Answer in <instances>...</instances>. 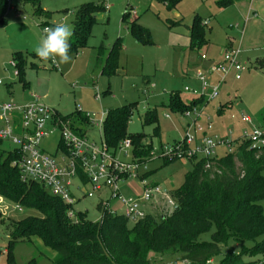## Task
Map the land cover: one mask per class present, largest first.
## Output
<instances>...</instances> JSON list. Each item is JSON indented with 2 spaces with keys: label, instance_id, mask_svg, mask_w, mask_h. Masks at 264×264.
Masks as SVG:
<instances>
[{
  "label": "rangeland",
  "instance_id": "obj_1",
  "mask_svg": "<svg viewBox=\"0 0 264 264\" xmlns=\"http://www.w3.org/2000/svg\"><path fill=\"white\" fill-rule=\"evenodd\" d=\"M219 1L40 0V12L49 14L47 17L35 15L33 6L14 0L12 4L18 7L17 11L8 12L4 28L0 29V80L10 83L0 84V99H3L2 102L12 100L19 105L38 99L57 109L61 115L79 110L95 113L96 117L103 110L134 103L127 132L142 133V144L149 149V154L144 163H139L136 175H128L118 182L120 193L125 198L136 197L142 182L149 186L157 184L169 193V190L182 186L185 174L200 158L164 157L167 148L183 138V128L195 118L172 111L168 99L173 94H180L185 99L193 97L183 91L184 87L200 93L201 82L195 79L196 72L208 73L210 66L222 59L230 41L240 38L243 21L238 20L233 4L222 6ZM83 3L102 8L95 14L86 46L78 49L77 53L69 50L71 59L66 63L60 62L59 58L41 60L37 57L34 49L44 34L43 27L47 25L50 28L60 22L72 24L75 10ZM195 19L201 22L204 32L205 44L200 47L192 46L190 40L189 28ZM132 26L144 28L149 41H137ZM250 26L248 24L244 29L245 37L250 34ZM257 32L248 37L249 41L246 38L240 47L237 61L244 66L240 78L236 80L230 73L218 86V95L202 101L199 104L201 107H197L201 108L200 117L195 122V126L201 128L197 136H202L205 131L214 140L227 141L232 149H236L242 136L256 128L264 131V65L254 63L256 58H264V22L261 27L258 26ZM256 37L257 40L254 39ZM100 44L105 51L103 61L113 48L114 72L93 68ZM17 51L25 61L23 77L29 83L27 89L21 88L18 76L14 74L13 54ZM204 52L210 60L200 65L199 54ZM220 76L217 72L212 73L208 83L215 84ZM7 93L11 99L6 97ZM153 108L157 113V122L143 124L144 113ZM208 125L210 128H207ZM44 128L47 134L40 140V148L49 154L64 156L59 146L62 142L61 129L51 120L45 123ZM87 136L99 141L96 127H91ZM0 147L8 151L14 150L15 145L3 140ZM110 151L122 162L134 160L130 147ZM215 151L217 158L228 153L225 146H217ZM78 183L74 179L69 186L76 201L71 207L72 216L68 217L76 221L75 214L84 213L86 220H100L97 210L99 194L79 196L75 189ZM79 186L84 190L89 188L87 184ZM104 199H108V195H104ZM160 202L161 199H158V203L151 204L147 210L162 213ZM259 204L264 212V198ZM111 208L116 214L121 213L119 201L111 200ZM26 216H40V213L0 196V264H54L53 251L43 246L37 237H32L31 242H18L8 248L10 225ZM209 239L210 232L200 236L202 241ZM227 248L236 251L239 245L229 239ZM227 248L223 246L222 253L213 257L214 264L219 263ZM149 257L153 264H176V258L169 254L149 253ZM249 258L256 257H246Z\"/></svg>",
  "mask_w": 264,
  "mask_h": 264
},
{
  "label": "trees",
  "instance_id": "obj_2",
  "mask_svg": "<svg viewBox=\"0 0 264 264\" xmlns=\"http://www.w3.org/2000/svg\"><path fill=\"white\" fill-rule=\"evenodd\" d=\"M7 1L0 0V29L6 22ZM19 1L33 6L35 15L49 16L40 12V0ZM230 2L220 0L218 4L227 6ZM100 9L94 4L83 3L75 10L70 50L76 52L86 46L90 27ZM132 31L137 41H149L144 28L132 26ZM190 40L194 47L205 41L198 19L190 27ZM101 46L95 68L114 72L115 52L112 48L103 63ZM13 61L16 75L21 77L23 60L19 51L14 52ZM202 101L203 97L186 101L180 94H173L168 106L182 113ZM134 106L128 103L109 109L102 122L101 135L112 149L129 139L133 158L144 162L149 149L142 144L143 134L127 132ZM59 117L79 135L88 123L85 112L79 110ZM142 122L156 123V110L148 109ZM244 137L239 139L234 153L215 159L209 168L204 167V159L192 164L182 186L169 190L177 203L171 214L147 213L130 226L123 215L106 211L98 221L86 220L84 213L75 214L77 220L72 221L67 215L71 207L60 197L50 194L41 183L21 179L19 169L13 165L16 151L0 147V196L40 213V216H26L12 223L7 246L11 249L15 243H28L32 237H37L43 246L53 251L54 264H153L149 253L172 255L176 264H208L210 259L214 264L213 257L221 254V248H227L228 240L232 239L239 245L238 250L227 248L217 264H253L255 261H248L246 257L264 256V212L259 204L264 198V145L252 148ZM59 145L61 147V142ZM207 232H210V239L200 240Z\"/></svg>",
  "mask_w": 264,
  "mask_h": 264
},
{
  "label": "built area",
  "instance_id": "obj_3",
  "mask_svg": "<svg viewBox=\"0 0 264 264\" xmlns=\"http://www.w3.org/2000/svg\"><path fill=\"white\" fill-rule=\"evenodd\" d=\"M13 0L7 1L8 10L12 9ZM24 18V16L22 17ZM49 28L48 26H44ZM238 48H225L222 59L210 66L208 73L196 72L195 79L201 82V92L183 88V91L193 97H203L205 101L215 98L218 95V86L226 77L232 73L234 79H239L244 66L238 61ZM200 59L205 60V53L199 54ZM214 72L221 76L215 84H209L210 75ZM17 74V71H14ZM2 80H0V84ZM201 106H193L182 112L184 117L193 115V122L187 124L184 129V136L177 140L176 144H171L164 157H184L187 159H204V167L209 168L210 163L217 159L216 147H227L228 153H234L231 144L224 140L216 141L203 131L202 136H197L201 128L195 126V122L201 114ZM88 122L101 132L102 122L105 112H100L99 117L95 113L85 112ZM51 120L54 125L61 129L62 142L61 150L64 156L49 154L40 148V140L47 134L44 128L45 123ZM207 128H210L208 125ZM252 148L264 145V131L254 129L250 134L244 135ZM0 140L11 141L17 153L13 161L23 180H31L41 183L44 188L52 195L60 197L63 202L70 207L76 201L74 193L70 191L74 179L78 185L75 189L79 196L92 197L95 193L99 194L98 208L100 218L104 211L116 214L112 211L111 200H117L121 203V215L130 223H134L144 218L148 211L147 207L153 203L160 202V211L163 215L171 214L176 208L177 203L169 193L163 191L159 185H147L142 182L141 191L136 197H123L120 193L121 185L118 182L121 178L128 175H136L139 163L135 159L130 162H122L115 158V153L111 152L110 147L102 140L95 141L88 139L85 134L74 133L66 121H62L59 114L53 108L45 105L42 101L36 99L25 105H19L12 100L0 102ZM240 141V140H238ZM132 148L129 139L122 140L116 148ZM236 147V146H235ZM115 148V149H116ZM151 155V153H150ZM86 181H82L81 177ZM80 185H89L84 190ZM107 191L108 199H104ZM72 208L67 215L72 216ZM206 263L212 264V260ZM253 264H264V261L258 260Z\"/></svg>",
  "mask_w": 264,
  "mask_h": 264
},
{
  "label": "crops",
  "instance_id": "obj_4",
  "mask_svg": "<svg viewBox=\"0 0 264 264\" xmlns=\"http://www.w3.org/2000/svg\"><path fill=\"white\" fill-rule=\"evenodd\" d=\"M230 4H233L232 6H233V8H234V10H235V12H236V15H237V18H238V20H240V21H243V23H242V28H241V33H240V38L236 41V39L235 40H231L230 41V43H229V46L228 47H225V48H238L240 51H241V45H242V43H244V41H245V39L247 38V40H248V37L250 36V35H255V34H257L258 32H257V30H258V26H262V22H264V0H231V2H230ZM17 6L14 4L13 5V7H12V9L9 11L8 10V12H16L17 11ZM8 12H7V15H8ZM7 15H6V19H7ZM15 16H16V14H14ZM6 23V22H5ZM248 24H250L251 26H250V30H249V32H250V34H248V35H246V37H245V35H244V29H245V27H246V25H248ZM53 25V24H52ZM71 25H73V22H72V24ZM47 26V25H46ZM2 28H4V26L2 27ZM190 29V28H189ZM257 38L258 37H256V38H254V39H256L257 40ZM205 40V39H204ZM249 41V40H248ZM205 44V41L201 44V45H204ZM101 45V44H100ZM99 45V46H100ZM200 45V46H201ZM98 46V47H99ZM199 46V47H200ZM98 47H97V51H98ZM101 50H102V48H101ZM20 52V51H19ZM105 51H103L102 50V54L104 53ZM75 53H77V51L75 52ZM205 53V52H204ZM240 53V52H239ZM206 54V53H205ZM22 56V55H21ZM206 56H207V54H206ZM96 57H97V52H96V55H95V57H94V61H93V68L95 67V60H96ZM101 59H102V57H101ZM22 60H23V65H22V69H21V77H20V75L17 77V80H18V82L20 83V85H21V88L22 89H27L28 88V85H29V83H27L25 80H24V77H23V66H24V63H25V61H24V59H23V57H22ZM202 60V59H201ZM210 60V58L207 56V59H205V60H202V62L200 61V65H204L205 64V61H209ZM102 62L104 63V61H103V59H102ZM256 62H258L259 63V65L260 66H263L264 65V58H256L255 59V61H254V63H256ZM55 67V66H54ZM100 69V68H99ZM98 69V70H99ZM16 70V69H15ZM15 76H17V75H15ZM6 81H2V83L1 84H6V85H8V84H10L9 82H6ZM10 92V91H9ZM8 95V93L6 94V97H8L7 96ZM10 97V99H11V96H9ZM8 97V98H9ZM192 98V97H191ZM191 98H187V99H185V98H183L184 100H189V99H191ZM4 99H6V98H4ZM3 99L1 98L0 99V101H2ZM20 102V101H19ZM194 106H199V104H196V105H194ZM223 107V106H222ZM116 108V107H115ZM221 108V107H220ZM109 109H112V108H109ZM108 109V110H109ZM54 110H56L57 111V113L59 114V115H61L60 113H59V111L57 110V109H54ZM107 110V111H108ZM74 110H71V111H69L67 114H70V113H72ZM107 111H102V112H105V114H106V112ZM177 112V111H176ZM67 114H65V115H67ZM105 116V115H104ZM104 119V118H103ZM94 128L91 124H90V122H88L85 126H84V132H83V134H85L86 136L89 134V132H90V128ZM97 132H98V134H99V140H101V132H99L98 130H97ZM88 137V136H87ZM243 137V136H242ZM60 146V145H59ZM150 185H152V184H150ZM107 191H105V195H107ZM148 211V213H153L152 211H149V210H147ZM53 255V254H52ZM256 258H254V259H246V260H248V261H255V262H257L258 260H262V261H264V256L262 257V256H255Z\"/></svg>",
  "mask_w": 264,
  "mask_h": 264
},
{
  "label": "clouds",
  "instance_id": "obj_5",
  "mask_svg": "<svg viewBox=\"0 0 264 264\" xmlns=\"http://www.w3.org/2000/svg\"><path fill=\"white\" fill-rule=\"evenodd\" d=\"M73 28V25L65 22L45 28L39 44L34 49L35 55L41 60L59 58L62 63L69 62L71 59L69 40L72 37Z\"/></svg>",
  "mask_w": 264,
  "mask_h": 264
}]
</instances>
